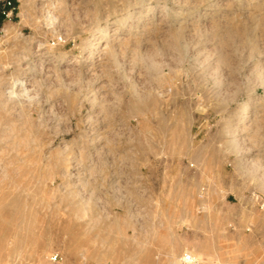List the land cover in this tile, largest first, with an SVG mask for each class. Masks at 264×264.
I'll use <instances>...</instances> for the list:
<instances>
[{
    "label": "rangeland",
    "instance_id": "1",
    "mask_svg": "<svg viewBox=\"0 0 264 264\" xmlns=\"http://www.w3.org/2000/svg\"><path fill=\"white\" fill-rule=\"evenodd\" d=\"M12 2L0 264H264V0Z\"/></svg>",
    "mask_w": 264,
    "mask_h": 264
},
{
    "label": "bare ground",
    "instance_id": "2",
    "mask_svg": "<svg viewBox=\"0 0 264 264\" xmlns=\"http://www.w3.org/2000/svg\"><path fill=\"white\" fill-rule=\"evenodd\" d=\"M27 16V15H26ZM33 25V24H32ZM16 81H18V80H16ZM1 94V93H0ZM3 94V93H2ZM3 96V95H2ZM27 96V95H26ZM29 97V96H28ZM0 98H1V95H0ZM8 101H10V100H8ZM32 101V100H31ZM23 107V106H22ZM11 108H13V107H11ZM11 108H8V109H11ZM24 108V107H23ZM7 110V109H6ZM14 110V109H13ZM22 110V109H21ZM4 111V110H3ZM16 112V111H15ZM8 113V112H7ZM20 113V112H19ZM24 113V112H23ZM23 113H20V114H22L23 115ZM26 114V113H25ZM21 115V116H22ZM20 116V117H21ZM25 121H27V120H25ZM42 121V120H41ZM27 125V124H26ZM6 126V125H5ZM31 126V125H30ZM30 126H29V128H27V130L28 129H30ZM37 126V125H36ZM35 126V129H33V130H36V129H38V127H36ZM11 127V126H10ZM32 127V126H31ZM2 130H4V129H1V131ZM7 130H8V127H7ZM10 130H11V128H10ZM32 130V131H33ZM14 131V130H13ZM38 131H39V129L38 130H36V132H32L31 133V135L33 136L32 137V140L30 141V138H28L29 139V141H28V139L26 140V139H23V141H21L20 140V142L18 141V142H13L12 144H13V147H14V149L16 148V149H19L20 147H24V148H26L27 150H29V151H32L33 150V147H32V145L35 143V142H37V137H35L37 134H38ZM8 132L9 131H5V134H6V136L8 135ZM28 132V131H27ZM14 133H16L15 131H14ZM25 133V132H24ZM29 133H30V131H29ZM17 134V133H16ZM1 135L3 136L4 134H2L1 133ZM9 135H10V132H9ZM12 135H13V133H12ZM13 136H15V135H13ZM38 136V135H37ZM12 137V136H11ZM6 138L7 137H5V139L4 140H6ZM8 138H9V136H8ZM17 137L15 136V138L14 139H16ZM10 139V138H9ZM0 140H1V138H0ZM12 141V140H11ZM10 141V142H11ZM17 141V140H16ZM1 142V141H0ZM3 142H5V141H3ZM3 142H1V143H3ZM8 142V141H7ZM40 142V141H39ZM33 143V144H32ZM42 143V142H41ZM4 144V143H3ZM9 144V143H8ZM36 144V146L38 147L39 145H37V144H40V143H35ZM43 144V143H42ZM9 146V145H8ZM34 146V145H33ZM6 146H4V148H5ZM10 147V146H9ZM12 147V146H11ZM15 149V150H16ZM35 149H36V147H35ZM35 149H34V151H35ZM40 149H42L41 148V146H40ZM5 150V149H4ZM3 150V151H4ZM41 151V150H40ZM66 151H67V149H65V150H63V151H60V155L56 158V160H55V162L53 163V165H52V167L51 168H61V167H65L66 166V168H67V173H68V170L70 169V166H72V163H71V161H72V159H70L68 156V154L66 153ZM16 152H17V150H16ZM20 151L18 150V153H19ZM36 152V151H35ZM2 153V152H1ZM17 153V154H18ZM6 154V153H5ZM8 154V153H7ZM33 153H30V155L33 157V155H32ZM35 154V153H34ZM14 156H16V154L14 155ZM14 156H13V158H14ZM16 157H18V156H16ZM51 158V157H50ZM49 158V159H50ZM9 159H11V158H9ZM15 160L16 159H18V158H14ZM54 159V158H53ZM26 160V159H25ZM51 160H52V158H51ZM51 160L49 161V162H51ZM2 161H4L3 159H2ZM2 161H1V165H2ZM17 161V160H16ZM15 161V162H16ZM8 162V161H7ZM25 163H27V162H25ZM6 164H8V165H10V166H13V164H14V161L13 160H11L10 162H8V163H6ZM22 165V164H21ZM4 168H5V170H6V167L4 166ZM19 168V167H18ZM13 171L15 170V168H11ZM7 171H9V170H7ZM6 177H8V176H6ZM69 196H71L72 198H71V202L72 203H75V202H73L74 201V196H73V194L71 193V194H69ZM16 204H19V203H17L19 200H18V198H17V196H16ZM14 199V200H15ZM13 200V201H14ZM12 203H14V202H12ZM76 204V203H75ZM16 208V207H15ZM19 209H20V207H19ZM7 212V211H6ZM15 213V212H14ZM17 213V212H16ZM19 214V213H18ZM17 214V215H18ZM12 217V216H11ZM15 217V216H14ZM13 218V217H12ZM25 218H27V217H25ZM25 218L23 219V221L25 220ZM25 223H26V221H25ZM14 224V223H13ZM24 224V223H23ZM27 225V224H26ZM13 226V225H12ZM15 226H16V224H15ZM19 227V226H18ZM21 227V226H20ZM24 227H25V225H24ZM17 228V227H16ZM22 228V227H21ZM21 228H18V229H20V231L23 229H21ZM13 230H16V229H13ZM19 231V232H20ZM22 231H24V230H22ZM2 233V232H1ZM6 233V232H5ZM4 233V234H5ZM16 233V232H15ZM13 234V233H12ZM1 235H3V234H1ZM18 236V235H17ZM20 237V236H19ZM21 239H22V236L20 237ZM24 238V237H23ZM6 238H4V236H0V250L1 249H5V247L7 246V245H9V246H11V248H13L14 250H19V249H22L21 247H22V244H23V239L22 240H16V241H10V239H8V240H5ZM15 239H16V237H15ZM24 248V247H23ZM173 251V250H172ZM171 251V252H172ZM175 254V253H174ZM194 258H195V260H196V262H197V264H199V261H203V259H202V257H198V256H196V255H194V254H191ZM171 258V259H170ZM173 260H175V259H172V254H169V259H168V261H167V264H175V262L173 261Z\"/></svg>",
    "mask_w": 264,
    "mask_h": 264
},
{
    "label": "built area",
    "instance_id": "3",
    "mask_svg": "<svg viewBox=\"0 0 264 264\" xmlns=\"http://www.w3.org/2000/svg\"><path fill=\"white\" fill-rule=\"evenodd\" d=\"M13 2L12 0H0V14L3 15L5 18L9 19L13 15ZM258 206L264 210V199H257ZM62 256L60 254H56L52 257L53 261H62ZM182 264H197L195 258L191 254H184L182 257Z\"/></svg>",
    "mask_w": 264,
    "mask_h": 264
}]
</instances>
